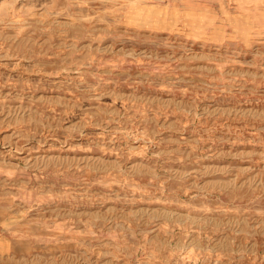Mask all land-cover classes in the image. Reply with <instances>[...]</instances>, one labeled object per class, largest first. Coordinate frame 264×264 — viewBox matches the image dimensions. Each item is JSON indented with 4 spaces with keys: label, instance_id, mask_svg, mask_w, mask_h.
<instances>
[{
    "label": "rangeland",
    "instance_id": "obj_1",
    "mask_svg": "<svg viewBox=\"0 0 264 264\" xmlns=\"http://www.w3.org/2000/svg\"><path fill=\"white\" fill-rule=\"evenodd\" d=\"M0 264H264V0H0Z\"/></svg>",
    "mask_w": 264,
    "mask_h": 264
}]
</instances>
